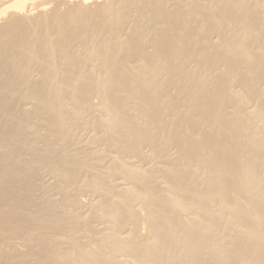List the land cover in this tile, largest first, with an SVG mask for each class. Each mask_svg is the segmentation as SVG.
Masks as SVG:
<instances>
[{"label": "bare ground", "instance_id": "1", "mask_svg": "<svg viewBox=\"0 0 264 264\" xmlns=\"http://www.w3.org/2000/svg\"><path fill=\"white\" fill-rule=\"evenodd\" d=\"M0 264H264V0H0Z\"/></svg>", "mask_w": 264, "mask_h": 264}]
</instances>
